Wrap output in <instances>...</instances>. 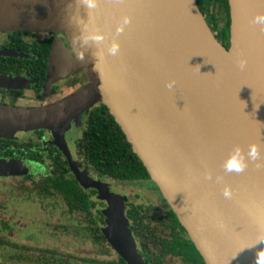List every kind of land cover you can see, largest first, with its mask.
<instances>
[{
	"label": "water",
	"instance_id": "1",
	"mask_svg": "<svg viewBox=\"0 0 264 264\" xmlns=\"http://www.w3.org/2000/svg\"><path fill=\"white\" fill-rule=\"evenodd\" d=\"M228 4L229 49L197 0H0V31L65 33L89 80L57 104L3 108L0 136L50 129L69 159L65 125L101 102L205 263L261 264L264 29L253 17L264 12V0ZM114 41L119 51L111 55ZM60 59L55 42L49 72ZM232 60H247L248 75ZM252 144L254 157L248 155ZM236 146L245 166L227 171L224 162ZM29 172L24 161L0 159V176ZM77 178L110 204L103 228L109 243L128 264H146L127 227L123 198L82 174Z\"/></svg>",
	"mask_w": 264,
	"mask_h": 264
},
{
	"label": "flooded vegetation",
	"instance_id": "2",
	"mask_svg": "<svg viewBox=\"0 0 264 264\" xmlns=\"http://www.w3.org/2000/svg\"><path fill=\"white\" fill-rule=\"evenodd\" d=\"M200 10L208 24H210V28L218 37V30L214 28L216 25L210 23L211 13L206 12L205 9L200 8ZM55 42L59 45L61 59L56 62L53 71L49 72L50 53ZM75 61V55L67 36L63 32L40 30L0 31V111L2 112L3 108L13 107L40 108L71 98L89 84V80L83 70L78 67ZM93 110L94 105L81 114L80 123H73L75 120H72L70 126L65 128L64 138L66 142L64 144L67 147L70 161L63 149L56 143L55 135L50 129L19 131L21 133L15 132L13 137L5 136L10 139L8 145L13 153L0 156V159L24 161L28 164L30 172L0 176L1 186L10 183L9 187H3L4 192L9 190L10 196L8 199L0 197V215L3 204H6L7 201L12 203L11 199L14 195L18 194L24 197L25 194L30 196V193H33V196L38 199L40 204L43 202L42 206L48 208L52 206L50 200L58 199L63 211L69 214L68 205L58 191L50 186L51 191L45 194L40 190V183H37L39 181H47L51 175L55 177L57 163L54 161L59 158L64 161L67 167L66 171L65 167L61 166L64 176L75 178L79 187L89 195L90 199L95 201V212L100 211L104 215H102V223L97 224L103 234L107 219L104 210L110 207V204L104 198L99 197V191L96 188L83 186L77 178V174H82L91 180L103 183L111 189L112 187L109 185L113 184V182L108 181V179L115 181L111 178L102 179L98 174L94 173V169L85 156V150L83 151L82 148H79V140L87 128L89 112ZM1 112L0 114L3 113ZM88 170L89 173L87 172ZM11 179L15 180L14 184ZM116 182L117 184L113 188L118 191H114V194L124 198L122 201L124 203L127 227L132 234L138 253L146 264H206L202 255L199 253L204 263L195 253L194 249L196 250V248L190 236L151 177L150 179H139L131 182ZM11 184H13V187ZM136 186H146L148 196L152 200L161 203L163 207L143 205L136 201L134 203L129 196L132 194V197H134L133 193L123 190ZM154 189L160 194L161 200L157 196H152V190ZM45 202H49V204ZM77 215L75 213L69 214V217L72 218ZM77 226L83 230L82 226ZM2 232L4 230L0 231V247L10 245L9 241L2 239ZM68 232L70 233V230ZM84 232L87 233L86 231ZM87 235L91 238L93 244L104 247L103 251L108 256L110 254L114 256L105 261L96 258H81L79 262L75 257H61V255L57 256L52 252L49 260L43 259L35 264H48L55 258L73 260L77 264H90L85 263L84 259L88 261L94 260V264H100L99 261L102 264H128L109 243L104 234L105 241L100 243L96 241L95 236H90L88 233ZM183 252H187V255Z\"/></svg>",
	"mask_w": 264,
	"mask_h": 264
},
{
	"label": "trees",
	"instance_id": "3",
	"mask_svg": "<svg viewBox=\"0 0 264 264\" xmlns=\"http://www.w3.org/2000/svg\"><path fill=\"white\" fill-rule=\"evenodd\" d=\"M197 3L201 9L211 13L210 23L216 25L214 28L218 30L219 34L216 37L221 41L229 42L230 10L228 0H197ZM9 142L10 139L0 136V156L13 153L9 149ZM78 144L80 149L85 150V156L94 169V173L102 179L111 178L121 182L150 179L149 173L134 153L125 134L109 113L108 108L101 102L94 106L93 111L89 112L87 128ZM54 162L57 163L56 175L55 177L51 175L47 181L37 182L40 183V190L47 194L51 191L50 186H52L67 203L70 211L68 213H75L81 217V220L79 217V221L76 220L77 225L82 226L90 236H95L97 242L105 241L100 226L97 225L102 223L104 215L100 211L95 212V201L90 199L89 195L79 187L75 178L64 176L61 166L65 167L66 171L67 167L63 160L56 158ZM191 246L194 249L192 243ZM194 251L201 258L199 252L195 249ZM183 253L187 255V252ZM84 261L94 264V260L84 259ZM201 261L203 262L202 258ZM99 262L102 264L101 261ZM48 264L77 263L73 260L55 258Z\"/></svg>",
	"mask_w": 264,
	"mask_h": 264
},
{
	"label": "rangeland",
	"instance_id": "4",
	"mask_svg": "<svg viewBox=\"0 0 264 264\" xmlns=\"http://www.w3.org/2000/svg\"><path fill=\"white\" fill-rule=\"evenodd\" d=\"M222 43L229 49V42L222 41ZM75 122L80 123V119H76L73 123ZM70 123L65 125V127H69ZM75 160L78 161L77 159ZM75 160H73L74 163L79 166ZM87 172L89 173V170ZM88 179L91 180L90 178ZM91 181L104 185L99 181ZM108 181L113 182V184H111L112 186L109 185L112 189L109 188L107 191L109 193L117 192L118 190L113 188L117 182L109 179ZM12 182L14 184L15 180H12ZM13 184H11L12 187ZM5 186L9 187L10 183L0 185V197L2 199H8L10 196L9 190L8 192L3 191ZM125 189L123 191H131L133 193L134 197H132V194L129 196L134 203L136 201L143 205L163 207L161 203L152 200L148 196L146 186ZM152 191V196H157L161 200L158 191L156 189ZM30 194V196L25 194L24 197L18 194L14 195L11 199L13 204L8 201L3 204L0 215V231L4 230V232H2L1 237L3 240L9 241L10 245L0 247L1 264H35L43 259L49 260L52 252L57 256H72L78 260L81 258H96L105 261L114 256L113 254L108 256L103 251L104 247L92 243L87 233L76 225V220L79 221V215L70 218L69 214L63 211L58 199L50 200L52 206L48 208L42 206L43 202L40 204L38 199L33 196V193ZM45 203L49 204V202ZM68 230H70V233Z\"/></svg>",
	"mask_w": 264,
	"mask_h": 264
},
{
	"label": "clouds",
	"instance_id": "5",
	"mask_svg": "<svg viewBox=\"0 0 264 264\" xmlns=\"http://www.w3.org/2000/svg\"><path fill=\"white\" fill-rule=\"evenodd\" d=\"M124 23H127V20L124 21ZM253 23H256L261 26L262 29H264V12L258 13L253 17ZM121 30V26L117 27V31ZM119 51V45L115 41L112 42V44L108 48V52L111 55H116ZM172 83L169 82L166 84V87H171ZM248 155L250 157H254L257 155V146L255 144L249 145L248 147ZM224 168L227 171H240L245 166L244 164V157L241 153V150L238 146H236L231 155L228 157V159L224 162ZM227 195V192L225 193ZM261 264H264V255L260 257Z\"/></svg>",
	"mask_w": 264,
	"mask_h": 264
},
{
	"label": "bare ground",
	"instance_id": "6",
	"mask_svg": "<svg viewBox=\"0 0 264 264\" xmlns=\"http://www.w3.org/2000/svg\"><path fill=\"white\" fill-rule=\"evenodd\" d=\"M232 57H229V60L231 62ZM228 60V62H229ZM225 63L227 64V61L225 60ZM232 63L234 64V66L236 67V71L243 73V76L248 75L249 73V67L246 66L247 60H242L240 62L237 63V61H233Z\"/></svg>",
	"mask_w": 264,
	"mask_h": 264
}]
</instances>
